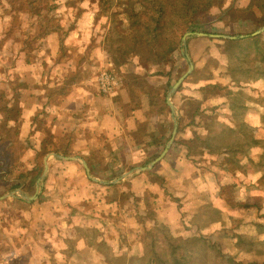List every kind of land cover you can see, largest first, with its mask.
I'll return each instance as SVG.
<instances>
[{
    "label": "crops",
    "instance_id": "1",
    "mask_svg": "<svg viewBox=\"0 0 264 264\" xmlns=\"http://www.w3.org/2000/svg\"><path fill=\"white\" fill-rule=\"evenodd\" d=\"M201 35L195 37L197 45L204 39ZM41 53L44 51L35 52L34 62L20 63V82L16 85L18 100H13L11 79H6L1 88L7 100H0V122L6 123L0 134L4 136L14 130L16 140L4 139L0 143V264H105L106 253L99 250L113 247H110L112 241L107 242L103 233L115 232L116 226L106 222L107 212L102 208L109 204L116 209L123 194L137 200L135 197L140 193L137 177L140 173L148 174L160 159L170 157L178 120L172 136L173 128L171 132H164V115L153 111L151 100H130L125 96L126 92L119 91H116L117 96H107L98 90L95 71L91 72L94 68L90 66L81 79L64 82L68 64L53 65L54 59L46 62V58L41 65ZM50 53L53 55L54 50ZM211 82L225 85V81ZM259 83L260 79L257 85ZM199 86L194 88V96L188 98H199L202 94L196 93L200 91ZM234 95L229 91L226 96L231 100ZM225 97L216 95L213 100H226ZM171 98L177 119L179 107ZM249 98L246 96L242 100ZM165 103L170 108L166 97ZM11 107L19 109L18 123L13 115L6 116ZM228 116H225L227 121ZM142 125L145 135L160 129L159 138L138 143L134 137ZM188 128L182 133V141L185 137L189 141L196 133L195 127ZM171 138L164 155L151 164ZM148 150H152L150 153L159 150V155L151 158ZM133 151H137L138 156L132 154ZM122 152L128 154L125 162ZM167 153L169 156L165 157ZM179 154L184 159L179 162L184 168L200 171L190 179L210 200L222 196L223 186L234 187L232 197L226 194L225 199L221 197L218 201L232 203L239 193L244 202L249 196L257 195L261 201L255 208L257 216L264 218L262 182L255 184L245 176L239 182L223 178L224 181L218 176L222 168L218 167L216 159L200 162L196 157L187 158L183 149ZM140 158L143 162L134 165ZM244 159L243 163L246 162L248 167L249 163ZM140 185L145 194L155 186L150 179L141 181ZM94 187L101 188V192ZM186 194L188 196V192Z\"/></svg>",
    "mask_w": 264,
    "mask_h": 264
},
{
    "label": "rangeland",
    "instance_id": "2",
    "mask_svg": "<svg viewBox=\"0 0 264 264\" xmlns=\"http://www.w3.org/2000/svg\"><path fill=\"white\" fill-rule=\"evenodd\" d=\"M121 1L127 5L130 4V0ZM230 1L231 0H225L223 8L226 9L229 6L226 11H220L213 7L208 11L209 13H204V17L199 18V21L193 24V30L186 29L184 31V33L190 32L185 38V47L181 45V52L184 54L185 59L177 57V55H175L177 53L175 52L171 55L168 54L165 59L162 58L158 65L146 67L144 60L148 53L134 55L130 64L126 66L122 65L117 56L119 54L113 52L114 48L124 44V38L121 34L123 32L121 28L122 24L119 20H117V22L111 21L104 12V15L96 17L95 12L98 11L99 4L91 0H84L81 2L84 8L90 10V13L85 17L83 16V25L72 34H76L74 38L80 39V48L82 52L84 51V53H88L89 55L87 58L88 62L85 61L83 64L85 68L89 66L92 69L94 68L91 72L95 71V83L99 91L97 80L101 70L111 69L118 75V87L107 93L102 92L110 97L117 96L116 91L120 93L125 92L127 85L126 79L127 82L133 81L130 76L132 73L136 74L140 79L139 90H150V87H152L150 84H156V88H152L150 92L152 96L150 99L155 100V103L153 102L151 104L153 111L158 110V107L161 106L158 101L156 102V100H159V97L153 94L161 90L160 86L163 83V79L161 80V78L164 77L163 73L172 69L176 82L177 79L188 70L190 64L193 65V69L182 80V82L185 81L183 87L178 91L176 89L171 96V99H174L175 104L179 107V109L177 108L179 113H182L183 108L186 107L185 100L190 96H194L195 87L196 85L199 86V84H202L199 83L201 80L221 82L229 78V84L225 83V85H223L221 83L222 86H225L224 89L226 90H213L215 94L226 92L220 97H225L228 95L229 91L231 94H234L237 89H243L239 95H236L231 100H228L229 96L225 97L226 100H213L215 98V96H213L209 99L213 100L211 103L205 101L202 105L205 108L204 113L209 114L207 118L209 124H218L220 121L227 122V120H225L227 111L236 118V121L240 118L247 122V124H250V126H255L253 139L257 143L242 144L243 149L245 147H250L251 150H254V156L257 158L256 162L249 163L248 176L245 178H250L255 184L258 181H260V183L262 182L261 188L264 192V147L261 146L264 142V99L259 93H255L254 90L251 91V88L249 90L248 85L251 83L249 80L251 73L249 71L248 73L247 71H241L240 68L236 70L232 69L233 63L235 62L232 52L236 53L239 57H245L247 53L244 47L233 48L232 45L230 46L231 42L221 40L233 39L229 38V36H236L235 38L246 37L243 33L248 29L239 27V25L236 24V20L232 21L233 18L238 17L242 13L240 8L246 4V0H238V2L235 3L236 6H234V3H232L231 6ZM55 2L58 3L53 5ZM40 4L42 5L41 15L52 6L55 7V9L49 12L48 16H44L42 20L41 15L32 17L30 20L38 22L42 30L46 29L48 31L54 29L58 38L54 36V39L51 41L49 35L52 32L48 35L41 34L40 37L34 41L33 49H36L35 52L44 51L47 62L51 59H54V61L57 59L61 62L58 64L65 65L68 61H65V64L62 62L69 57V54L73 53L71 50L74 47H69V42H72V39L66 37L65 39L68 40L66 41L67 43H64H66L65 47L67 48L63 49L64 45L59 48L60 44L57 40L62 35V30L61 28H57L59 25L67 26V20L77 15L79 4L74 0H49L48 3L44 4L42 2ZM124 8L125 7L122 5L119 10L122 11ZM28 14V7L25 6L23 0H0V89L4 86L3 82H5L6 79H11L13 80V84H17L16 80L13 78L14 76H18L20 63L27 64L29 61L34 62L35 60L33 53L24 54L23 50L17 51L19 48L18 43L22 39V36L17 35L19 34V29L17 28L19 24L18 21L28 20ZM56 16H59V19H55ZM13 22L15 23L12 24ZM255 31H253L250 36H256L261 33L264 35V29L258 34H254ZM13 32L15 35H10L13 34ZM233 32L242 34H240L241 36L238 34L235 35ZM184 33H182V36ZM199 33L202 34L201 36L204 37V39L197 45L195 43V37L199 36ZM78 34H83V36L81 37ZM165 36L171 38V40L176 39L174 33H169V31H166ZM216 44H224L226 50L224 60L226 61H222L218 50L212 49ZM51 50H54L52 56L48 55ZM80 54L76 52L70 61L76 64L80 58ZM123 58L129 59L127 53L123 55ZM261 58L260 62L256 64L257 66L259 63L264 66V55ZM259 67H261L259 74L262 76L259 78L260 83L257 85V79L252 84H254L255 87L257 86L260 89H264V67ZM157 68L163 71L161 73L163 76L153 73L152 70ZM181 69L184 70L180 73ZM252 69H250V71H252ZM145 72H151V75L148 74L149 76H146ZM17 78H19V76L16 77V79ZM257 87L255 90L258 89ZM228 88H230L229 91ZM153 89L156 91H153ZM203 91L205 90L196 91V93L201 94ZM111 92L113 93L111 94ZM246 96H250V98L256 100H244L245 103H243V105L247 104V107H244V109H229L231 103H241L243 101L242 99H245ZM258 102L261 104H258ZM207 105L210 107H206ZM188 109L190 113L195 110L191 105H189ZM153 115L157 116L156 114ZM194 130L196 132V129ZM166 131L167 130H164V132ZM189 131L192 133L193 129ZM154 138L158 139L157 137ZM185 138L183 140L187 142ZM183 147L184 146L181 148ZM156 150H154V153H150L152 150H148L151 158L154 155L155 157L159 155V150L158 152H156ZM178 152L177 150H173L169 158H165L164 160L160 159L153 165L148 174H139L137 177L139 180L137 190L140 193L135 197V199H137L136 201L130 199L128 195L126 196V194H123L121 196V201L118 203L119 205L116 206L115 204L116 209L109 204L106 205L107 207H103L105 209L102 208L103 211L106 210L105 212H107L105 216L106 222L116 226L115 232L108 231L103 233L107 242L112 241L110 247H113L112 249L107 248L105 250H99L100 252L106 253V258L104 259L105 264H177L172 261L174 256L177 260L181 261L180 264H264V218L257 216L258 211H256L254 207H251L250 210H243L244 212L238 216L229 209L230 204L228 203L230 202L227 201V204L219 202L218 200L221 197L224 198L229 192L232 193L231 189L228 187L224 188L221 197L210 200L209 196L205 195V193L203 194L201 190L196 188L197 185L191 180L195 176V173L197 172L199 174L200 171H195L194 168H192V170L190 168H184V166L179 163L184 162V159H182V154L178 155ZM134 153L133 151L132 154ZM215 155L216 154H214V157ZM136 156L138 155L136 154ZM211 156L212 155H208V160H211ZM142 162L143 160L140 158V161L133 164L139 165ZM179 164L181 166H179ZM129 166L131 167L132 164ZM180 170L182 173H179ZM150 172H155L160 178L156 179L157 181L155 186L152 187V191L149 194H145L141 190L143 185H140V183L145 179H149ZM203 174L206 173L203 172ZM224 174H219L218 176L223 178ZM243 178L242 176V179ZM224 179L235 180L234 182H236V180L238 181L237 178L232 179L230 176ZM161 181H163L162 186H159ZM94 188L96 191L101 192V188ZM190 189L191 192H189ZM110 191L113 192L112 190ZM118 191H120V189H118ZM185 192H188V196L187 194L185 195ZM154 194L156 199L153 204H151L152 195ZM260 194L262 193L260 192ZM254 197L255 196H249L248 200L244 202L254 204ZM174 198L179 199L176 200ZM240 198L241 195L238 193V195L232 199L231 204L240 203ZM91 204H94V202ZM212 207L214 208L213 210H211ZM207 210L212 213L210 215H204L201 219L195 218V215L200 213L199 211ZM228 210L232 212V215ZM113 211H116V213ZM237 233L250 236L252 242L246 243L247 241H244L235 243L234 235ZM196 237L203 238V240L198 239V244L194 239ZM210 238L217 240L215 242L216 244L212 243L213 241H211ZM191 239H194L196 244H194ZM170 243L176 244L175 250L169 247ZM119 244L120 248L118 247ZM131 255L133 256L132 260H128Z\"/></svg>",
    "mask_w": 264,
    "mask_h": 264
},
{
    "label": "trees",
    "instance_id": "3",
    "mask_svg": "<svg viewBox=\"0 0 264 264\" xmlns=\"http://www.w3.org/2000/svg\"><path fill=\"white\" fill-rule=\"evenodd\" d=\"M25 2V6L28 7L29 10V17L28 20L25 21H18L19 24L17 25L18 33L17 35L22 36V39L19 41V48L17 51H22L24 54L26 53H33V56L35 57V50L33 49L34 41L40 37L41 34H49L52 32L50 36V40L52 41L54 39V36L56 38L57 35L55 34L54 29L51 30H42L41 25L38 22L30 20L32 17L40 16L42 11V5L40 3H48L49 0H23ZM66 1V0H65ZM78 2L79 7L77 10V15L75 17H70L67 20V26L59 25L57 29L62 30V35L59 37L57 42H59V48L65 47L67 38H71L72 42H69V47L73 46L74 48L71 50L74 54L81 53L80 58L74 64L70 59L73 58V53L69 54V57L64 60L68 61V71L67 75H65L64 82L68 81H76L83 77V75L87 72H89V68H85L84 64L85 61L88 62V53L82 52V49L80 48V39L74 38L72 36L73 32H75L80 26L83 25V16H87L90 13V10H87V8H84L82 6V1L84 0H74ZM92 2L98 3V11L95 12L96 17H99L101 15H106L109 17L111 21L117 22L119 20L121 22V28L123 29V32L121 33L124 38V44L122 46H118L114 48L113 52H117L119 55L118 58L121 61V64L126 66L132 62V58L134 55H139L141 53H148L145 57L144 64L147 66H153L158 65L160 63V60L163 58L165 59L166 56L172 53H177V57H181L185 59L184 54L181 52V37L182 33L186 29L193 30V24L199 21V18L204 17V13H209L213 7L217 8L218 10L226 11L224 9L225 0H130V4L127 5L123 3L121 0H91ZM238 2V0H231V4ZM58 2H55L53 5L57 4ZM123 3V4H121ZM63 4V2H62ZM121 4V5H120ZM120 5V6H119ZM124 6L125 8L120 11V7ZM48 8V7H47ZM55 7H50L48 10L41 15V20L44 16H48V13L51 11H54ZM242 13L238 16L233 18L232 21L236 20V24L239 25V27L242 28H248L246 32L243 34L246 37L243 38H233L231 40L227 39H221L225 40L226 42H231L230 46L232 45L233 48H242L246 50V56L245 57H239L236 53L232 52L233 59L235 62L233 63L232 69H238L240 68L241 71H249L251 74L249 76L250 84H249V90L251 88V91H255L254 81L262 77L259 74V70L263 66V64H258L261 57L264 55V35L261 33L256 36H250V34L258 29L259 27L264 25V0H246V4L242 6L241 8ZM104 12V14H103ZM55 19H59V16H56ZM13 22L12 24H14ZM60 23V22H59ZM235 23V22H233ZM126 24V25H124ZM232 25V24H231ZM178 27V28H176ZM176 28V29H174ZM178 30V31H177ZM166 31H169V33H174L176 36V39L171 40V38H167L165 36ZM235 35H240L242 33L239 32H233ZM15 35L14 32L13 34ZM81 37L83 34H78ZM149 40H148V37ZM16 37V36H15ZM110 38V37H108ZM107 38V40H108ZM48 41V40H47ZM66 42V43H64ZM63 43V44H62ZM46 44V43H44ZM56 47V46H55ZM212 49L218 50L219 55L221 56L222 61L225 59V47L224 44H216L215 47H212ZM57 51V50H56ZM59 51V50H58ZM52 52V50H51ZM56 53V52H55ZM127 53L129 59L123 58V55ZM48 55H51L48 54ZM40 64H44L46 61L45 52L41 53L40 55ZM52 56V55H51ZM54 61V60H53ZM119 61V62H120ZM226 61V60H224ZM27 62V61H25ZM47 62V61H46ZM57 63H61L59 60H55L53 65H56ZM248 63V64H246ZM246 64V65H245ZM251 66V67H250ZM249 67V68H248ZM225 68V67H224ZM253 68V69H252ZM195 69V68H194ZM252 69V71H250ZM184 69L180 70L183 72ZM153 73L163 76L161 80L163 79V83L161 84V90L157 91L153 95L159 97L158 101L161 106L158 107V110H156L158 113L164 114V122H163V129L168 130L171 132L173 128V123L170 119V108L165 103V97L167 92L170 90L172 85L175 82V78L173 76L172 69L170 71H167L161 74L163 71L159 68L153 69ZM194 71V70H193ZM248 72V73H249ZM151 75V72H145L146 76ZM133 75V76H132ZM130 77H132L133 81L127 82L126 79V93L130 100H151V104L155 100L150 99L152 96L150 95V92L152 88H156V84H150L152 87H150V90H139V81L140 79L136 74H133ZM18 76H14V80H16V83L19 84L20 81H18ZM230 79L225 81L226 84ZM11 83H13V80H11ZM183 81L177 88V91L180 90L183 87ZM199 83H203V85L199 86V90H205L202 92L200 97L197 100H192V98H187L185 100L186 107L183 108V112L179 113L177 117L178 120V128L175 135V138L173 140V143L171 144L170 149L171 150H177L183 149L185 151V156L187 158L196 159L200 162H204L208 160V155H212L211 159H216L215 162L218 165V167L222 168V171L217 172L224 176L223 178H226L227 176H230V178H237L242 179V176H248V167L246 162L243 163V158L245 157L248 163L256 162V157L254 156V150H251L249 147L242 148L243 143H257L253 139L254 135V129L255 126L252 127L250 124H247L243 119L238 118L239 120L236 121V118L233 115H230L226 111L225 115L228 116V121H220V123L215 124H209L207 122V118L209 117V114L204 113V106L202 105L203 102L207 101V103H211L212 100H209L210 96H221L220 94H215L213 90H226L224 89L225 86H219L220 83H212L208 80H201ZM13 84V100H18L17 96V90L16 85ZM153 91H156L154 90ZM258 88L256 93H259L260 96L264 99V89ZM243 89L239 88L236 92H234V96L239 95ZM234 98V97H233ZM237 99V98H236ZM250 100H256L254 98H249ZM0 100H7L5 92L0 89ZM237 101V100H235ZM245 101L243 100L241 103H231L229 106V109H235L240 110L244 109V107H247L246 105H243ZM258 104H261L258 102ZM189 105L195 108L193 112H188ZM243 105V106H242ZM219 106V105H218ZM206 107H210L207 105ZM2 109V106L0 105V111ZM11 112L6 113L7 117H10L13 115L15 118V122L18 123L17 118L19 117L18 112L19 109L17 107H11ZM168 112V115H167ZM15 115V116H14ZM224 115V114H223ZM230 119V120H229ZM226 122V123H225ZM6 123L4 121L0 122V129L5 128ZM195 127L196 133L190 136L189 141H181L180 138H182V133L184 130L188 127ZM143 127L144 125L140 126L138 129V133L134 137L138 143L144 142L149 139H153L154 137L159 138L161 130L159 129L154 130L151 135H145L143 133ZM14 128V127H13ZM259 130V129H258ZM9 134H6L2 136L0 134V143L4 141V139H7L8 141L16 140V132L14 130L8 131ZM148 137V138H147ZM235 141V142H234ZM264 141V140H263ZM163 145V143H161ZM159 145V144H158ZM260 145V144H259ZM184 146L183 148H181ZM264 147V142L261 145ZM214 154L215 157H214ZM121 156L124 159V162L126 161V157L128 154L122 152ZM169 153L165 155V157H168ZM121 157V158H122ZM245 160V159H244ZM220 168V169H221ZM218 174V175H219ZM264 175V174H263ZM160 178L155 174V172L149 173V179L151 180V184L156 183V179ZM222 178V179H223ZM250 179V178H249ZM224 180V179H223ZM231 180V179H230ZM225 181V180H224ZM163 181H161V184L159 186H162ZM223 186V185H222ZM227 186H223L225 188ZM233 188L231 189V192L233 193ZM149 191L148 193H150ZM230 195V196H229ZM229 198L232 197V194L229 192L228 194ZM155 194L152 195V202L153 204L154 200L156 199ZM226 197V196H225ZM225 197L223 199H225ZM258 196L256 195L254 197V204L240 202L235 203L234 205L231 203L229 205V208L235 212L238 216H240L245 209H250L251 207L257 208V205L259 202ZM178 200L179 198H174ZM147 209V208H146ZM145 209V211H146ZM207 209V208H206ZM214 208L212 207L211 210ZM199 214L195 215L196 219H201L204 215H210L211 211H199ZM218 219V218H217ZM203 236V235H202ZM235 236V243L237 242H244L251 243L250 236H245L243 233H237ZM247 237V238H246ZM196 240V243L199 244V240H203V238L196 237L194 238ZM194 239L192 242H194ZM199 239V240H198ZM212 243H215L217 240H214L210 238ZM207 241V240H206ZM211 244V243H210ZM216 244V243H215ZM213 245V244H211ZM169 247L172 250L176 249V244H169ZM176 252V251H175ZM132 255L129 256L128 260H132ZM186 258V257H184ZM145 261V260H144ZM174 263L180 264L181 261L177 260L174 256L173 260ZM147 264V263H146Z\"/></svg>",
    "mask_w": 264,
    "mask_h": 264
},
{
    "label": "water",
    "instance_id": "4",
    "mask_svg": "<svg viewBox=\"0 0 264 264\" xmlns=\"http://www.w3.org/2000/svg\"><path fill=\"white\" fill-rule=\"evenodd\" d=\"M264 29V25L261 26L257 31L254 32V34H258L259 32H261ZM190 32H185L182 36V46L185 47V42H186V36L189 34ZM201 34V33H199ZM241 36V35H240ZM236 36H229V38H235ZM193 69V65L190 64L188 67V70L181 75L177 81L172 85V87L170 88V90L167 93L166 96V100L168 102V105L170 106V111H171V119L173 121V132H172V136L175 134L176 131V127H177V119L175 118V113H176V108L174 106V104L170 101V97L172 96V94L175 92V90L177 89L178 85L182 82V80L191 72V70ZM172 138L170 139L169 143L166 145V147L164 148L163 152L156 158L154 159L151 164L155 163L157 160H159L161 158L162 155H164V153L166 152L167 148L169 147V144L171 142Z\"/></svg>",
    "mask_w": 264,
    "mask_h": 264
},
{
    "label": "built area",
    "instance_id": "5",
    "mask_svg": "<svg viewBox=\"0 0 264 264\" xmlns=\"http://www.w3.org/2000/svg\"><path fill=\"white\" fill-rule=\"evenodd\" d=\"M118 75L111 69L101 70L98 76V87L101 92L107 93L118 87Z\"/></svg>",
    "mask_w": 264,
    "mask_h": 264
}]
</instances>
